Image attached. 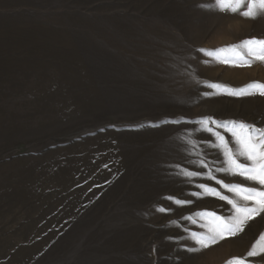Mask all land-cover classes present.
I'll list each match as a JSON object with an SVG mask.
<instances>
[{"label": "rangeland", "instance_id": "1", "mask_svg": "<svg viewBox=\"0 0 264 264\" xmlns=\"http://www.w3.org/2000/svg\"><path fill=\"white\" fill-rule=\"evenodd\" d=\"M211 3L0 0V264H225L264 233L262 214L235 237L187 250L190 233L205 231L196 213L232 211L193 195L198 185L229 197L217 179L260 187L216 171L225 158L200 121L264 128V96L228 94L264 84V62L234 66L200 49L264 39V15Z\"/></svg>", "mask_w": 264, "mask_h": 264}, {"label": "snow or ice", "instance_id": "2", "mask_svg": "<svg viewBox=\"0 0 264 264\" xmlns=\"http://www.w3.org/2000/svg\"><path fill=\"white\" fill-rule=\"evenodd\" d=\"M207 7H214L215 10L221 13L238 14L245 19H256L258 16L264 15V0H212ZM235 51L238 59L229 61L223 59L216 54L224 51ZM207 56L215 57L220 62L234 66H251L254 61L264 62V39H247L239 44L229 45L225 48L215 50L200 49ZM207 63V61H206ZM211 88H222L220 84H210ZM255 89L259 95L264 96V84L260 82H252L245 88L238 90H228L229 95L242 96L253 94L251 91ZM215 124L217 127H223L225 131L230 132L232 141H226L218 132H213L208 124ZM202 130L212 133L218 143L213 146L220 149L224 155V166L217 168V172H222L225 176H239L244 180L254 182L255 186H245L239 182H224L217 179L216 183L221 189L232 193L229 197L218 191L216 188L209 187L206 184L198 185L203 191L193 193V195H211L219 200L225 201L231 205V214L229 216H217L214 212L196 213V216L205 219L202 227L204 232H191L190 239L195 247L188 248L190 252H199L219 243L226 238L235 237L243 233L249 224V221L264 214V128L256 127L254 124H249L244 121H230L223 124L205 119L200 121ZM231 143V146H230ZM247 161V163L241 162ZM182 175L186 177L198 176L200 173L182 170ZM209 179L215 177L208 173ZM172 199V197H168ZM186 200H175L177 205L190 203ZM251 202V203H249ZM160 212H165L167 209L159 208ZM195 223L194 217H187ZM175 223V221H173ZM250 257H264V233H261L255 239L250 250L245 256H233L228 259L225 264H255L250 261Z\"/></svg>", "mask_w": 264, "mask_h": 264}]
</instances>
